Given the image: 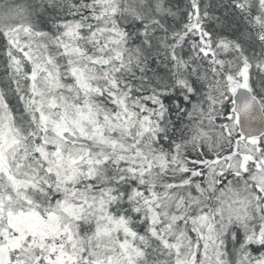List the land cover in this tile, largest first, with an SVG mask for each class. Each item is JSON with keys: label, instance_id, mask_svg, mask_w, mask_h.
Here are the masks:
<instances>
[{"label": "snow or ice", "instance_id": "6c2138e0", "mask_svg": "<svg viewBox=\"0 0 264 264\" xmlns=\"http://www.w3.org/2000/svg\"><path fill=\"white\" fill-rule=\"evenodd\" d=\"M0 264H264V0H0Z\"/></svg>", "mask_w": 264, "mask_h": 264}]
</instances>
